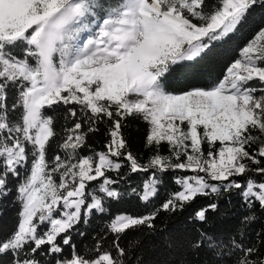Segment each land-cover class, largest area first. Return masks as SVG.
<instances>
[{"label":"snow or ice","instance_id":"obj_1","mask_svg":"<svg viewBox=\"0 0 264 264\" xmlns=\"http://www.w3.org/2000/svg\"><path fill=\"white\" fill-rule=\"evenodd\" d=\"M256 7L264 0H0V199L15 190L20 207L0 264H142L130 232L223 194L246 210L241 226L209 231L219 204H200L188 250L204 264H264V230L245 231L264 216V27L207 86L167 83ZM129 118L147 126V159L125 137ZM133 173H147L132 189L147 210L110 214ZM166 173L176 187L157 205ZM98 214L106 222L91 235Z\"/></svg>","mask_w":264,"mask_h":264},{"label":"trees","instance_id":"obj_2","mask_svg":"<svg viewBox=\"0 0 264 264\" xmlns=\"http://www.w3.org/2000/svg\"><path fill=\"white\" fill-rule=\"evenodd\" d=\"M261 27H264V8L256 7L247 16L246 21L241 25L237 33L222 42H217L201 58L195 61L177 65L168 77V87L172 91H184L195 87L207 86L210 81L222 76L226 66L238 56L240 48L248 39ZM47 113L48 110L45 109ZM57 127L63 123L61 114H56ZM147 126L139 119L129 118L127 127L123 129L129 146L134 153H140L147 159L148 153L144 149V138ZM106 137L103 132L95 134L89 143L96 150H102ZM172 173L164 174L165 183L161 187L159 197L155 204H160L167 196V191L176 186L172 179ZM147 177V173H133L127 178V183H122L120 187L126 192L120 201L110 202V214L127 213L133 216L143 214L147 209L139 201L138 197L132 193L133 188H138ZM15 190L9 195L0 199V238L12 233L18 224L19 204L14 203ZM199 204L189 206L183 212L165 213L161 212L156 221V230H142L130 232L124 243L133 240L132 250L134 259H138L142 264H204L209 257L203 252H193L188 250L186 241L196 235L195 229L200 227L199 223H194L189 217L193 214V208L200 204L206 205L211 202H218L219 209L215 213H209V224L207 229L216 234H228L241 226L242 218L247 214L241 206L239 198L229 197L223 194L216 201L215 197H200ZM231 201V202H229ZM258 219L246 226V234L249 238L255 239L257 233L264 230V216L257 211ZM106 222L99 214L94 219L87 231L95 234V229ZM76 242L80 246L91 243L88 238L77 236ZM138 242V243H136Z\"/></svg>","mask_w":264,"mask_h":264}]
</instances>
